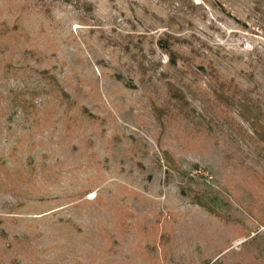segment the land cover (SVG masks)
I'll list each match as a JSON object with an SVG mask.
<instances>
[{
  "label": "rangeland",
  "instance_id": "1",
  "mask_svg": "<svg viewBox=\"0 0 264 264\" xmlns=\"http://www.w3.org/2000/svg\"><path fill=\"white\" fill-rule=\"evenodd\" d=\"M263 128L252 0H0V264H264Z\"/></svg>",
  "mask_w": 264,
  "mask_h": 264
},
{
  "label": "trees",
  "instance_id": "2",
  "mask_svg": "<svg viewBox=\"0 0 264 264\" xmlns=\"http://www.w3.org/2000/svg\"><path fill=\"white\" fill-rule=\"evenodd\" d=\"M253 1V3H254V10L255 11H257L258 13H260V14H262V16L264 17V0H252ZM162 46V48H165V50L167 49V47H165V45H161ZM168 50V49H167ZM168 52V51H167ZM170 54V56H171V53H169ZM229 89H227V90H221V94L222 95H224L225 93H223V92H226V91H228ZM254 121L256 122H258V121H260L258 118H254ZM255 133V136H257V138L262 142V143H264V128L261 130H259V129H255V131H254ZM257 240V236H255L254 237V239L253 240H251V243L252 242H255ZM211 264H220L219 263V260H217L216 262H214V263H211Z\"/></svg>",
  "mask_w": 264,
  "mask_h": 264
}]
</instances>
